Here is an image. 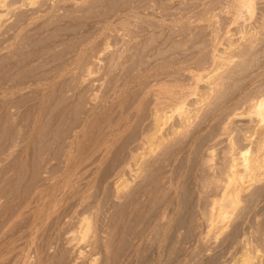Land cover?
Returning <instances> with one entry per match:
<instances>
[{"label":"rangeland","instance_id":"1","mask_svg":"<svg viewBox=\"0 0 264 264\" xmlns=\"http://www.w3.org/2000/svg\"><path fill=\"white\" fill-rule=\"evenodd\" d=\"M254 2L256 49L237 58L226 114L264 94V0ZM231 4L0 0V264H233L244 244L251 264H264V179L225 234L201 240L212 199L200 185L204 137L139 177L126 172L119 198L115 189L151 124L144 93L169 81L187 87L188 71L210 65L215 47L229 44L225 32L236 34ZM209 129L206 137L218 124ZM86 222L99 240H72Z\"/></svg>","mask_w":264,"mask_h":264},{"label":"bare ground","instance_id":"2","mask_svg":"<svg viewBox=\"0 0 264 264\" xmlns=\"http://www.w3.org/2000/svg\"><path fill=\"white\" fill-rule=\"evenodd\" d=\"M225 13L229 25L235 27L236 34L225 32L224 39H227L229 44L220 51L217 46L215 47L209 67H204L198 72L188 71L190 85L187 87L169 81L174 84L165 83L144 93V96L151 97L153 103L151 124L147 131L142 133L139 151L132 156L130 165L123 170L116 182L120 184H116L115 188L119 198V195L130 187L129 181L125 180L130 173L134 174V177H139L145 164L161 160L166 153L180 143L186 142L185 140H192L194 143L200 137H204L200 160V171L203 175L200 185L202 193L212 192L210 195L212 199H209L210 204H206L202 212V220L208 230L201 240H208L214 234L215 237H219L221 233L225 234L231 227V222L236 220L244 204L250 200L256 187L260 186L264 179V94L261 93L263 95L256 100L250 97L247 101L244 99L243 103H250L247 111L236 112L231 108L232 112L226 114L223 110L228 108L221 109L222 92L240 71L238 69L241 64H238V60H244L256 49V38L254 40L253 36L248 35V30L251 29L249 28L251 25L248 24L255 17V2L232 0ZM262 26L264 27L263 24ZM235 35H238L237 39ZM140 112L141 107H138L137 116ZM200 115L204 117L203 121L194 131L195 121L197 119L199 121ZM236 119H245L246 123H242L243 125H239L235 130L232 127ZM216 123L217 133L206 137L208 129ZM235 131L238 133L237 136H234ZM219 149L221 151L218 153ZM98 152L99 150L96 153ZM126 172L128 176L124 179ZM82 200L83 198L79 202L82 203ZM91 230L89 222L83 223L82 237L73 236L72 240H85L89 237L99 240L97 236L90 234ZM244 245L241 261L238 258L239 260L236 259L233 264L252 263L251 248ZM79 254L82 255L83 252Z\"/></svg>","mask_w":264,"mask_h":264}]
</instances>
